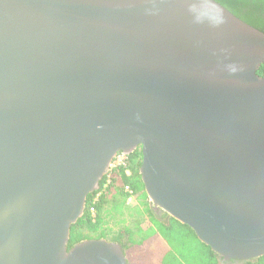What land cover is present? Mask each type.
I'll list each match as a JSON object with an SVG mask.
<instances>
[{
	"label": "water",
	"instance_id": "obj_1",
	"mask_svg": "<svg viewBox=\"0 0 264 264\" xmlns=\"http://www.w3.org/2000/svg\"><path fill=\"white\" fill-rule=\"evenodd\" d=\"M264 33L215 0H0V264L69 250L119 154L218 260L264 257Z\"/></svg>",
	"mask_w": 264,
	"mask_h": 264
},
{
	"label": "trees",
	"instance_id": "obj_2",
	"mask_svg": "<svg viewBox=\"0 0 264 264\" xmlns=\"http://www.w3.org/2000/svg\"><path fill=\"white\" fill-rule=\"evenodd\" d=\"M215 1L248 25L264 33V0ZM258 75L264 77V65L258 71ZM128 159L127 167L111 171L101 182L100 190L89 195L84 216L72 226L69 250L84 241L109 240L108 236L114 233L113 240L109 241L119 243L123 247L128 264H134V259L137 260V264H184L186 257L181 251L186 245L193 247L195 260L197 254V257L203 259L202 264H219L218 256L202 244L188 226L166 213L159 218L153 212L152 207L145 202L149 198L140 175L142 163L140 151ZM127 186L138 200V205L134 207L128 205L131 196L125 190ZM98 194L100 196L96 200ZM145 217L150 219L149 228H144ZM111 222L120 226L117 232L111 230ZM150 239L159 241L149 246L147 242ZM134 252L137 256H133ZM232 262L264 264V257L249 262Z\"/></svg>",
	"mask_w": 264,
	"mask_h": 264
},
{
	"label": "rangeland",
	"instance_id": "obj_3",
	"mask_svg": "<svg viewBox=\"0 0 264 264\" xmlns=\"http://www.w3.org/2000/svg\"><path fill=\"white\" fill-rule=\"evenodd\" d=\"M145 202L148 203L150 206H152V204H151V202H150L149 199H148V200H145ZM129 204H131V207H132V206H136L137 201H135V199H134V200H133L131 203H129ZM144 220H145V223H144V224L148 225V224L150 223V219H149L148 217H145ZM110 228H111V230H112L113 232H117V231L119 230L120 226H116V224H115L114 222H111V224H110ZM113 234H114V233H113ZM113 234L111 233V234L108 236V237H110L109 240H113V238H114V235H113ZM109 240H108V241H109ZM193 241H194V240H193ZM111 242H112V241H111ZM192 248H193V247H192ZM192 248H190L188 245H186V247L182 249L181 254H184L185 257H186V263H184V264H196L195 262L202 264V260H203V259L197 257V254H196V260L194 259V251H193ZM195 252H196V251H195ZM191 258H192V260H191Z\"/></svg>",
	"mask_w": 264,
	"mask_h": 264
},
{
	"label": "built area",
	"instance_id": "obj_4",
	"mask_svg": "<svg viewBox=\"0 0 264 264\" xmlns=\"http://www.w3.org/2000/svg\"><path fill=\"white\" fill-rule=\"evenodd\" d=\"M129 156L127 155H124V154H119L116 159L114 160L113 164H112V167H111V171H113L114 169L116 168H119V167H127L128 164H129ZM110 174V173H109ZM126 192L130 194V198L128 200V204L132 202V200H134V194H133V191L130 189V187H126L125 188ZM100 196V194L97 195L96 197V200L97 198Z\"/></svg>",
	"mask_w": 264,
	"mask_h": 264
},
{
	"label": "crops",
	"instance_id": "obj_5",
	"mask_svg": "<svg viewBox=\"0 0 264 264\" xmlns=\"http://www.w3.org/2000/svg\"><path fill=\"white\" fill-rule=\"evenodd\" d=\"M134 199H135V201H137V204L136 205H138V200H137V198L136 197H134ZM133 201V200H132ZM130 207H131V204H128ZM132 207H134V206H132ZM152 207V210H153V212H154V210H156V209H154V207L153 206H151ZM149 226H150V223L148 224V225H146V224H144V228H149ZM159 241V240H158ZM157 240H155V239H150L147 243H148V245L150 246H152V245H154V243H157L158 242ZM132 253V252H131ZM134 255H136L137 256V254H136V252H134L133 253V256ZM162 258V257H161ZM134 264H137L136 262H137V260H135L134 259Z\"/></svg>",
	"mask_w": 264,
	"mask_h": 264
},
{
	"label": "flooded vegetation",
	"instance_id": "obj_6",
	"mask_svg": "<svg viewBox=\"0 0 264 264\" xmlns=\"http://www.w3.org/2000/svg\"><path fill=\"white\" fill-rule=\"evenodd\" d=\"M136 153H138V150L135 151V152H133L131 155L136 154ZM131 155H130V156H131ZM154 212H155V214H156L159 218H162L163 215H164V213L161 212V211H159V210H154ZM166 220H168V219H166ZM236 262H237V261H236ZM219 264H239V263H234V262H232V261L219 260Z\"/></svg>",
	"mask_w": 264,
	"mask_h": 264
}]
</instances>
